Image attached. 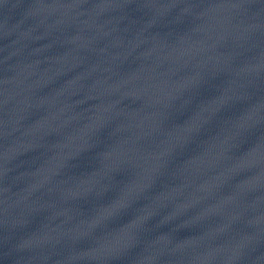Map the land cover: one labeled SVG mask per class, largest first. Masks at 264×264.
Listing matches in <instances>:
<instances>
[{"label":"water","instance_id":"1","mask_svg":"<svg viewBox=\"0 0 264 264\" xmlns=\"http://www.w3.org/2000/svg\"><path fill=\"white\" fill-rule=\"evenodd\" d=\"M0 264H264V0H0Z\"/></svg>","mask_w":264,"mask_h":264},{"label":"snow or ice","instance_id":"2","mask_svg":"<svg viewBox=\"0 0 264 264\" xmlns=\"http://www.w3.org/2000/svg\"><path fill=\"white\" fill-rule=\"evenodd\" d=\"M122 211V206L121 205H114L113 206V212L114 213H119Z\"/></svg>","mask_w":264,"mask_h":264}]
</instances>
